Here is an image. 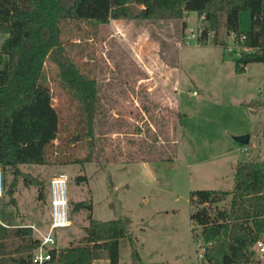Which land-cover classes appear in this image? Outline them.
Segmentation results:
<instances>
[{
  "label": "rangeland",
  "instance_id": "374dc122",
  "mask_svg": "<svg viewBox=\"0 0 264 264\" xmlns=\"http://www.w3.org/2000/svg\"><path fill=\"white\" fill-rule=\"evenodd\" d=\"M250 21V13L241 12L239 27L248 29ZM204 24L197 11H188L183 19L111 20L99 25L96 40L74 38L72 53L102 82L106 115L97 126L93 161L83 160L86 137L73 140L77 109L57 82L55 63L48 65L49 89L40 87L16 120V141L40 144L49 154L45 164L22 163L23 171L47 185L66 172L70 199L92 198L95 218L124 223L120 264H208L192 235L191 191L231 189L238 161L264 159V62L237 73L240 48L232 35L226 36L231 55L211 39L191 37V27L198 33ZM7 35L0 32V48ZM241 134L250 135L248 143L235 140ZM115 155L125 161H113ZM77 175L87 181L77 182ZM14 196L16 204L4 179L0 237L3 228L16 226H30L40 237L48 230L49 198L22 179ZM87 216L86 210L70 213V225L57 231L59 249L79 241ZM253 257L264 264L263 251L253 249Z\"/></svg>",
  "mask_w": 264,
  "mask_h": 264
},
{
  "label": "trees",
  "instance_id": "16d2710c",
  "mask_svg": "<svg viewBox=\"0 0 264 264\" xmlns=\"http://www.w3.org/2000/svg\"><path fill=\"white\" fill-rule=\"evenodd\" d=\"M188 11H197L205 23L199 41L211 39L221 44L225 55L229 53L226 36L234 34L232 42L241 49L234 58L237 73L244 72L249 63L264 62L263 0H0V32L8 34L0 48V166L13 203L21 179L26 185L37 186L41 199L49 198L48 181L28 175L20 167L24 162L47 163L45 147L15 139V123L23 109L33 106L32 97L40 87L49 89L48 65H57V82L77 109L79 137L73 140L86 137L89 150L83 160L93 161L97 126L106 115L102 82L85 71L72 53L74 38L80 42L96 40L99 25L112 19H183ZM243 11L250 13L248 29L239 27ZM209 29L211 37L207 35ZM57 136L53 131L51 137ZM113 159L125 161L117 155ZM75 180L87 181V177L77 175ZM190 202L193 239L209 264H261L253 257V245L260 239L264 242V159L238 161L231 189H195ZM69 210L88 212L84 234L77 243L72 241L57 252L53 249V258L46 264H93L103 257L109 264H120L121 242L128 235L124 223L95 218L92 198H69ZM3 230L0 264H37L32 252L40 238L32 227ZM11 236L21 241L16 243L9 239Z\"/></svg>",
  "mask_w": 264,
  "mask_h": 264
},
{
  "label": "built area",
  "instance_id": "2783aa9c",
  "mask_svg": "<svg viewBox=\"0 0 264 264\" xmlns=\"http://www.w3.org/2000/svg\"><path fill=\"white\" fill-rule=\"evenodd\" d=\"M201 31L202 29L200 30V32L195 33L194 28L191 27V32H192L191 37L199 40ZM207 35L209 37L213 35L211 29L208 30ZM231 35L232 37L234 36L233 33H231ZM245 49L248 50V48ZM229 50L231 51L235 50V45L234 46L231 45L229 47ZM196 93L197 92L194 90L193 94ZM3 182H4L3 170L0 166V195L2 194L3 191ZM68 183H69V176L67 175L66 172H59L50 179V184H49L50 217H49L48 230L44 233H41V236L39 237L40 243L38 247L32 252V260L37 264H46L47 261H50L53 258V252H52L53 249H55L56 252L59 251V247L57 245L58 228L66 227L71 223L70 210H69ZM253 248L259 249L260 251L264 252L263 240L261 239L258 240L253 245ZM201 253L203 254V252Z\"/></svg>",
  "mask_w": 264,
  "mask_h": 264
},
{
  "label": "water",
  "instance_id": "95a60500",
  "mask_svg": "<svg viewBox=\"0 0 264 264\" xmlns=\"http://www.w3.org/2000/svg\"><path fill=\"white\" fill-rule=\"evenodd\" d=\"M235 140L240 142V143H248L250 135L249 134H241V135H236L234 136Z\"/></svg>",
  "mask_w": 264,
  "mask_h": 264
},
{
  "label": "crops",
  "instance_id": "0c3cea01",
  "mask_svg": "<svg viewBox=\"0 0 264 264\" xmlns=\"http://www.w3.org/2000/svg\"><path fill=\"white\" fill-rule=\"evenodd\" d=\"M263 3H264V0H263ZM202 17V16H201ZM112 20H118V19H112ZM185 20V19H184ZM254 69H256V71H258L259 69H258V67H254ZM102 220H104V219H102ZM100 259H98V260H95L94 262H93V264H96V263H98V261H99ZM106 262H108V264H109V259H106Z\"/></svg>",
  "mask_w": 264,
  "mask_h": 264
}]
</instances>
